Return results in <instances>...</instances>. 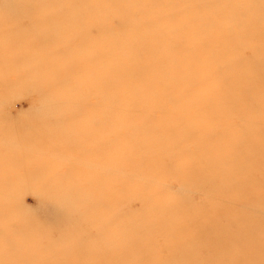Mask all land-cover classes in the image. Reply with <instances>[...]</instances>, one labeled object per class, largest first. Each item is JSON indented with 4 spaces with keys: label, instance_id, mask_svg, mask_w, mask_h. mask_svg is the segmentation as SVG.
I'll list each match as a JSON object with an SVG mask.
<instances>
[{
    "label": "rangeland",
    "instance_id": "374dc122",
    "mask_svg": "<svg viewBox=\"0 0 264 264\" xmlns=\"http://www.w3.org/2000/svg\"><path fill=\"white\" fill-rule=\"evenodd\" d=\"M0 264H264V0H0Z\"/></svg>",
    "mask_w": 264,
    "mask_h": 264
},
{
    "label": "bare ground",
    "instance_id": "6f19581e",
    "mask_svg": "<svg viewBox=\"0 0 264 264\" xmlns=\"http://www.w3.org/2000/svg\"><path fill=\"white\" fill-rule=\"evenodd\" d=\"M45 2V1H44ZM46 3V2H45ZM45 3H43V4H45ZM47 4V3H46ZM41 19V18H40ZM153 36V35H152ZM164 38V40L165 39H167V37L166 36H164L163 37ZM49 39V38H48ZM112 46L113 47H117V46H114V44H112ZM113 47H111V48H109L108 49V51L106 52V53H104V55L102 56V58L103 59H105V58H107L108 56H110V55H114V56H116V57H118V56H120L122 53L120 52L122 49H114ZM120 48H122V45L121 46H119ZM133 49L131 50L132 52H134V51H137L138 49L136 48V47H132ZM134 48H135V50H134ZM125 50V49H124ZM117 51H118V53H117ZM171 51V50H170ZM172 52V51H171ZM170 53V52H169ZM117 54V55H116ZM171 55V54H170ZM123 56V55H122ZM135 56V55H134ZM125 58V57H124ZM118 59V58H117ZM139 59V58H138ZM127 60H129V59H127ZM132 60V59H131ZM135 60V59H134ZM137 62L138 61H136L135 62V64H133L132 62H131V64H129L128 66H125L123 69H121V67H119L120 68V73H121V78L120 79H122L123 77H124V75H126L127 73H129V74H136V72H135V69H136V67L138 66V64H137ZM141 63V62H140ZM165 63H166V65L167 64H170L171 65V68L173 67L172 65H174L175 63L174 62H172V61H165ZM146 67H141L140 69H143L142 70V73L141 74H139V75H146V76H149V75H152V74H155V73H158L159 72V68L156 66V65H154V64H151V63H145L144 64ZM154 66H156V67H154ZM51 69H53V68H51ZM139 69V68H138ZM50 70V69H49ZM190 71V70H189ZM139 72V71H138ZM106 75H107V77H106V79L108 80V79H111V78H113L114 80V82L115 81H117V76H115V75H109V71L106 73ZM106 75H104V77L106 76ZM43 76V75H42ZM132 76H136V75H132ZM191 76V75H190ZM189 77V76H188ZM39 78V77H38ZM139 78L141 79V77L139 76ZM119 79V77H118V80H120ZM169 77H168V80H165V81H169ZM152 81H155V79H153ZM165 81H163V82H165ZM41 82V81H40ZM115 86V88H113V85H111L110 86V84H107V87H105V89H102V88H98L97 89V91L101 94H104L103 95V97L106 99V96L108 95V94H111V90L112 89H117L118 87H119V85H114ZM51 91V90H50ZM113 91V90H112ZM91 92V91H90ZM116 92V95L115 96H112L111 97V99H113L115 102H112L111 104L112 105H114V104H117V102H121V100L125 97L124 95H123V93H118L117 91H115ZM114 92V93H115ZM112 101V100H111ZM145 102V101H144ZM121 104V103H120ZM60 107H62V106H60ZM116 107V106H115ZM99 114V113H98ZM90 122V121H89ZM24 123V122H23ZM18 124V123H17ZM60 124H62L61 122H60ZM78 124H80V123H78ZM90 124V123H89ZM85 125H87V121H86V124ZM75 126V125H74ZM77 126V125H76ZM75 126V127H76ZM120 126H122V125H120ZM9 128V127H8ZM11 128V127H10ZM50 138V137H49ZM48 138V139H49ZM14 139H15V137H14ZM13 139V140H14ZM23 139V138H22ZM52 139V138H51ZM12 140V139H11ZM28 140V139H27ZM8 141H10V140H8ZM24 141H25V139H24ZM16 142V141H15ZM18 142V141H17ZM33 142V141H32ZM13 143V142H12ZM9 144V143H8ZM143 144V143H142ZM11 145V144H10ZM18 145V144H17ZM6 146H7V144H6ZM148 146V145H147ZM152 146V145H151ZM143 147V146H142ZM143 149V148H142ZM149 149V148H148ZM12 150V149H11ZM9 150H7L6 152H8ZM120 154H121V152L120 151H118ZM208 157H215V155H210V156H208ZM120 158H122V157H120ZM125 159V158H124ZM126 160V159H125ZM124 161V160H123ZM110 162H111V160H110ZM126 161H124V163H125ZM127 163V162H126ZM130 163V162H129ZM117 165V164H116ZM128 168V167H127ZM92 183V182H91ZM56 189V188H55ZM82 190V189H81ZM59 192V191H58ZM96 192V191H95ZM86 196H88V195H86ZM4 208V207H3ZM2 212V211H1ZM237 254H239V253H237ZM232 262V261H231ZM234 262V261H233ZM4 263V262H3Z\"/></svg>",
    "mask_w": 264,
    "mask_h": 264
}]
</instances>
